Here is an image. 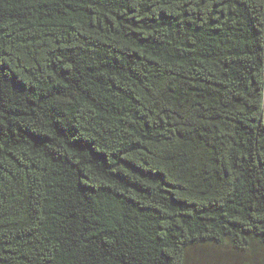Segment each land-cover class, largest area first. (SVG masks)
<instances>
[{"label": "trees", "instance_id": "1", "mask_svg": "<svg viewBox=\"0 0 264 264\" xmlns=\"http://www.w3.org/2000/svg\"><path fill=\"white\" fill-rule=\"evenodd\" d=\"M0 264H264V0H0Z\"/></svg>", "mask_w": 264, "mask_h": 264}, {"label": "rangeland", "instance_id": "2", "mask_svg": "<svg viewBox=\"0 0 264 264\" xmlns=\"http://www.w3.org/2000/svg\"><path fill=\"white\" fill-rule=\"evenodd\" d=\"M210 249H211V253H212V252H215V253H213V254H217L218 256L223 255V254H221V253L216 252V251H220V252H221L222 250H219V249L215 248V250L213 251L212 248H209V247L197 248V249H196V252H203V251L206 250V253H209V252H210Z\"/></svg>", "mask_w": 264, "mask_h": 264}]
</instances>
